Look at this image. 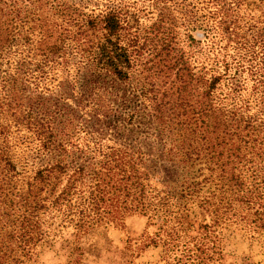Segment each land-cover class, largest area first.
<instances>
[{"label":"trees","instance_id":"trees-1","mask_svg":"<svg viewBox=\"0 0 264 264\" xmlns=\"http://www.w3.org/2000/svg\"><path fill=\"white\" fill-rule=\"evenodd\" d=\"M135 214L122 255L220 264L193 247L234 229L264 264V0H0V264Z\"/></svg>","mask_w":264,"mask_h":264},{"label":"rangeland","instance_id":"rangeland-1","mask_svg":"<svg viewBox=\"0 0 264 264\" xmlns=\"http://www.w3.org/2000/svg\"><path fill=\"white\" fill-rule=\"evenodd\" d=\"M137 4L140 5V2ZM259 15L260 13L257 10H252L248 14L249 17L253 16V19ZM138 118L139 121L136 123L138 130L141 129V131L149 133L155 128V124L144 115L143 110L139 111ZM151 142L152 138H147L143 147L146 152L153 154L152 150L156 145L150 144ZM164 142L165 146L169 145L168 141L164 140ZM147 146H150L149 150L146 149ZM168 184L174 186V183L168 182ZM157 186L158 188L160 187L159 185ZM188 220L190 222L200 220L195 207L189 210ZM144 224L145 219L135 214L126 217L121 226L97 228L86 241V246L88 245L91 248L79 258L78 262L81 264H176L173 258L162 255L159 245L145 248L142 246L132 256L122 255L124 248H127L128 245L140 248ZM149 232L151 230L148 229L145 232L146 235ZM71 239V228L62 229L60 239L56 237L55 242L51 246L46 245L38 251L34 264H67L68 261L71 262V260L77 259L73 255L71 257L68 256ZM193 248L201 251H209L210 248L221 250L225 255L220 264H263L259 241L249 245L248 240L240 230H223L218 233L217 239H214L211 243L209 241L198 242Z\"/></svg>","mask_w":264,"mask_h":264}]
</instances>
